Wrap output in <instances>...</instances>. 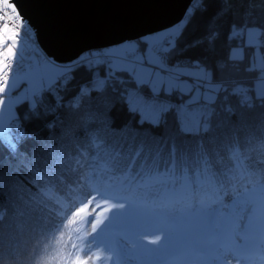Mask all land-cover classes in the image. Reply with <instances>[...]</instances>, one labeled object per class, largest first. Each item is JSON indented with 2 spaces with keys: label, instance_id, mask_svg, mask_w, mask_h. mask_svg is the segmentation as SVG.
<instances>
[{
  "label": "snow or ice",
  "instance_id": "6c2138e0",
  "mask_svg": "<svg viewBox=\"0 0 264 264\" xmlns=\"http://www.w3.org/2000/svg\"><path fill=\"white\" fill-rule=\"evenodd\" d=\"M210 7L60 60L0 0V264H264V0Z\"/></svg>",
  "mask_w": 264,
  "mask_h": 264
},
{
  "label": "water",
  "instance_id": "95a60500",
  "mask_svg": "<svg viewBox=\"0 0 264 264\" xmlns=\"http://www.w3.org/2000/svg\"><path fill=\"white\" fill-rule=\"evenodd\" d=\"M189 0H18L44 49L60 60L135 40L180 20Z\"/></svg>",
  "mask_w": 264,
  "mask_h": 264
},
{
  "label": "trees",
  "instance_id": "16d2710c",
  "mask_svg": "<svg viewBox=\"0 0 264 264\" xmlns=\"http://www.w3.org/2000/svg\"><path fill=\"white\" fill-rule=\"evenodd\" d=\"M218 7V0H211V7L209 11H214ZM257 12L261 11V9L257 8ZM200 33L197 31H190L188 34V38L191 39ZM67 231V230H66ZM82 234V233H81ZM27 240V238H25ZM65 241H67V235H65ZM41 244H44L47 250L45 251V247L39 248V253L35 255V259H33V249L39 247ZM56 247H61V245L56 244L55 240L52 238H48L45 241L44 238H40L39 240L34 241L33 243L28 244L29 253L26 257H24L25 264H41L43 261L46 264L47 259L49 258V254L53 252V249ZM70 250V249H69Z\"/></svg>",
  "mask_w": 264,
  "mask_h": 264
},
{
  "label": "rangeland",
  "instance_id": "374dc122",
  "mask_svg": "<svg viewBox=\"0 0 264 264\" xmlns=\"http://www.w3.org/2000/svg\"><path fill=\"white\" fill-rule=\"evenodd\" d=\"M82 234H83V232H82ZM82 234H81V235H82Z\"/></svg>",
  "mask_w": 264,
  "mask_h": 264
}]
</instances>
